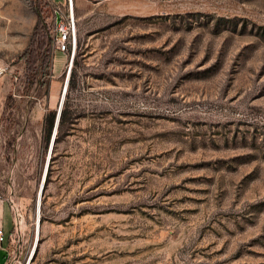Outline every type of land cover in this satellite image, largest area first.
<instances>
[{"label": "rangeland", "instance_id": "1", "mask_svg": "<svg viewBox=\"0 0 264 264\" xmlns=\"http://www.w3.org/2000/svg\"><path fill=\"white\" fill-rule=\"evenodd\" d=\"M52 5L0 0L4 264H264V0H73L68 74Z\"/></svg>", "mask_w": 264, "mask_h": 264}, {"label": "built area", "instance_id": "2", "mask_svg": "<svg viewBox=\"0 0 264 264\" xmlns=\"http://www.w3.org/2000/svg\"><path fill=\"white\" fill-rule=\"evenodd\" d=\"M53 5L50 10L49 18L51 20L54 32V43L57 50H69V63L67 74L72 62L75 45H76V22L74 15L73 0H52ZM7 66L0 60V75L6 71ZM5 230L0 225V247L4 246Z\"/></svg>", "mask_w": 264, "mask_h": 264}, {"label": "trees", "instance_id": "3", "mask_svg": "<svg viewBox=\"0 0 264 264\" xmlns=\"http://www.w3.org/2000/svg\"><path fill=\"white\" fill-rule=\"evenodd\" d=\"M72 62H76V55L74 54L72 56ZM75 69L73 68L70 70V75H69V86L70 88L75 85L76 83V78H75ZM55 117H56V109H50L47 111L45 118H44V129H45V139L47 140L51 134L52 128L54 126L55 122ZM71 118V109L68 107V104L65 103L59 111L58 114V120H57V125L56 128L60 129L63 124H65L68 120Z\"/></svg>", "mask_w": 264, "mask_h": 264}, {"label": "crops", "instance_id": "4", "mask_svg": "<svg viewBox=\"0 0 264 264\" xmlns=\"http://www.w3.org/2000/svg\"><path fill=\"white\" fill-rule=\"evenodd\" d=\"M8 217L6 214V210H5V206L2 200H0V225H2L4 227V225H6L8 223V219L6 218ZM4 247H0V264H4L5 263V250Z\"/></svg>", "mask_w": 264, "mask_h": 264}, {"label": "water", "instance_id": "5", "mask_svg": "<svg viewBox=\"0 0 264 264\" xmlns=\"http://www.w3.org/2000/svg\"><path fill=\"white\" fill-rule=\"evenodd\" d=\"M71 59H72V57H71ZM61 104H62V97H61L60 102H59V104L57 106V109H56V117H55V122H54V126H53V128H54L53 133L56 130V125H57V120H58V114H59V111H60V108H61ZM52 140H53V136H52Z\"/></svg>", "mask_w": 264, "mask_h": 264}]
</instances>
